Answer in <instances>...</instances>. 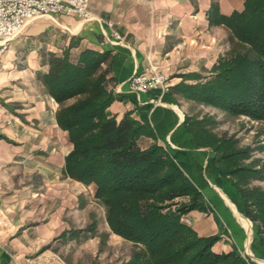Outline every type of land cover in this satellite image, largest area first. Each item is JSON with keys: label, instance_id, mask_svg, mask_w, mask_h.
<instances>
[{"label": "crops", "instance_id": "obj_1", "mask_svg": "<svg viewBox=\"0 0 264 264\" xmlns=\"http://www.w3.org/2000/svg\"><path fill=\"white\" fill-rule=\"evenodd\" d=\"M243 1L90 0L92 19L61 13L38 17L8 44L0 53V204L12 225L0 235V264H21L40 251L57 253L65 264L129 259L119 250L132 242L110 229L94 184L65 173L73 145L57 124L59 103L39 80L48 70V53L68 50L76 60L86 49L101 54L106 89L114 94L109 115L116 121L128 115L142 127L137 145H160L201 193L205 209L187 212L186 224L199 236L218 234L213 251L236 250L249 264H264L256 223L245 216L238 191L219 172L211 147L199 143L186 121L192 113L185 105L192 101L174 89L204 80L229 50L228 28L209 19L211 4L229 15ZM111 29L119 41L112 42ZM148 70L166 73L170 91H131L130 76Z\"/></svg>", "mask_w": 264, "mask_h": 264}, {"label": "trees", "instance_id": "obj_2", "mask_svg": "<svg viewBox=\"0 0 264 264\" xmlns=\"http://www.w3.org/2000/svg\"><path fill=\"white\" fill-rule=\"evenodd\" d=\"M209 19L228 28L230 48L204 80L181 82L175 91L195 103L264 120V0H244L229 15H220L212 3ZM101 58L90 49L76 60L68 50L48 53V70L39 80L59 103L56 121L73 145L65 173L94 184L110 229L134 245L128 264H249L236 250L213 251L218 234L199 236L181 220L190 210L205 209L203 197L160 145H137L142 127L128 115L119 121L109 115L114 94L106 89ZM185 119L199 143L211 147L214 163L233 182L264 244V191L249 186L264 178V169L241 163L248 149L217 137L204 117Z\"/></svg>", "mask_w": 264, "mask_h": 264}, {"label": "built area", "instance_id": "obj_3", "mask_svg": "<svg viewBox=\"0 0 264 264\" xmlns=\"http://www.w3.org/2000/svg\"><path fill=\"white\" fill-rule=\"evenodd\" d=\"M74 16L80 20L94 17L90 0H0V53L5 51L11 39L16 37L25 25L38 17H53L56 14ZM110 24V23H109ZM112 42L121 39L114 29L110 30ZM131 91L143 93L149 90L168 92L171 80L168 75L158 70L133 73L128 79ZM1 110V105H0ZM182 220L187 223L185 216ZM7 212L0 204V235L7 234L11 228ZM21 264H65L55 252L43 251L25 257Z\"/></svg>", "mask_w": 264, "mask_h": 264}, {"label": "rangeland", "instance_id": "obj_4", "mask_svg": "<svg viewBox=\"0 0 264 264\" xmlns=\"http://www.w3.org/2000/svg\"><path fill=\"white\" fill-rule=\"evenodd\" d=\"M29 25L30 24L26 25L23 29H25ZM23 29L20 32L23 33ZM18 37L19 36L17 35L13 39H11L8 44L14 43ZM71 99L72 102L74 99ZM68 100L66 101V103H71L68 102ZM185 109L189 110L192 113L191 117H204L207 120V127L217 137L228 139L229 142L237 148L248 149L247 155L241 156L239 160L241 163L250 165L253 168L264 169V120L260 118H251L245 114H230L222 109L195 103L193 101L188 102L185 105ZM249 186L258 187L264 191V178L252 179L249 183ZM120 246L121 247L119 253H127L131 256V253L134 249L133 243L129 244L124 242ZM129 259L127 260V262L122 259L118 264H128ZM247 262L250 263L249 261Z\"/></svg>", "mask_w": 264, "mask_h": 264}]
</instances>
